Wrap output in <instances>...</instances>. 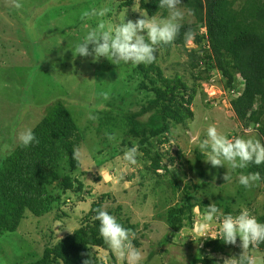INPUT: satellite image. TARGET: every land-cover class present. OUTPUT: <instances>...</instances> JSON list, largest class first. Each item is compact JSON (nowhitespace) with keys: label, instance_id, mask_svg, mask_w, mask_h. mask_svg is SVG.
<instances>
[{"label":"rangeland","instance_id":"obj_1","mask_svg":"<svg viewBox=\"0 0 264 264\" xmlns=\"http://www.w3.org/2000/svg\"><path fill=\"white\" fill-rule=\"evenodd\" d=\"M121 2L123 0H22L23 7L16 9L13 0H0V160L19 144L18 133L33 129L42 119L45 108L54 101L66 103L77 127L84 132L77 157L81 167L74 174L84 184L83 192L79 196H62L63 203L53 214L41 218L26 214L16 232L0 235V264L37 261L45 246L80 226L90 204L103 194L110 195L104 203L106 209L120 207L121 217H129L130 224H137V231L145 235L134 243L138 242L137 247L145 252L144 264H188L190 255L205 257L203 242L218 235L216 227L199 230L203 215L198 207L193 210L191 224L178 234L171 233L165 215L178 199L160 190L150 193L152 181L141 177L146 163L140 152L137 166L126 165L119 152L129 146H121L122 141H126L121 128L108 129L107 126L106 130L98 132L103 111L108 110V100L103 99L101 93H109V98H114V107L126 110L133 105L130 99L139 104H134L132 111L139 110L143 100L132 90L129 92L132 97H127L124 91L112 94L111 91L120 90L118 81L126 73H121L107 58L74 55L71 48L74 49L97 23L96 18L82 19L84 11L107 6L110 12L105 20L113 25L124 19L142 18L137 3L129 9H121ZM186 20H191L190 15ZM88 21L94 26H89ZM195 49L193 42H187L185 50L173 49L167 57L159 52L163 57L160 65L164 74L178 73L189 80L187 55ZM229 100L221 76L214 73L210 82L201 84L196 93L191 106L193 119L185 126L172 129L168 143L161 146V151L167 152L163 162L166 161L168 167L169 159L173 158L171 164H175L174 171L182 180L180 188L190 182L204 193L215 195L216 200H210L209 204L219 203L222 211L227 206L261 215L264 213L262 186L256 184L245 189L237 182L238 170L231 173V181L226 182L223 177L227 168L212 167L198 148L207 127L213 124L231 137L257 138L253 130H242ZM108 135L114 139L109 140ZM196 153L203 155L200 162ZM238 189H242L241 196L237 194ZM247 248L240 240L229 246L226 255L207 256L223 264H237L242 256L251 259L252 264H264V253ZM91 252L99 264H111L110 254L116 264H125L111 250L92 249Z\"/></svg>","mask_w":264,"mask_h":264},{"label":"trees","instance_id":"obj_2","mask_svg":"<svg viewBox=\"0 0 264 264\" xmlns=\"http://www.w3.org/2000/svg\"><path fill=\"white\" fill-rule=\"evenodd\" d=\"M135 3L140 11H146L149 16L167 14L159 9V0H123L120 8L129 9ZM182 3L184 8L191 10V20H186L171 45L159 46L155 62L148 65H116L126 75L118 81L120 90L111 93L124 91L127 97H132L129 94L132 90L142 97L139 110L130 109L134 104L139 105L133 98L130 99L133 105L126 110L114 107V98L110 96L107 99L108 110L103 111L105 114L98 128V132L106 130L107 126L108 129L121 128L126 139L121 146L138 145L146 163L144 175L147 178L144 175L141 177L152 181L150 193L160 190L162 194L178 199L165 215V223L173 234L180 233L192 223L195 207L203 215L210 200H216L215 195L204 193L195 183L188 182L180 188L182 180L175 171L167 169L163 162L167 152L160 149L168 143L172 129L185 126L193 119L191 106L201 84L209 83L214 73L220 75L236 121L242 130H253L264 143V0H182ZM88 25L94 26L89 21ZM188 29L194 33L192 42L196 46L187 55L189 80L178 73L165 75L160 62L173 49L185 50L184 32ZM159 52L165 55L162 57ZM32 130L38 143L28 147L19 143L0 160V235L16 232L26 214L41 218L55 213V209L59 210L63 203L62 196H79L84 190L82 181L74 176L81 163L73 156L74 150H79L83 143L84 132L77 127L66 103L59 100L49 104ZM196 155L200 162L203 155ZM173 161V158L169 159L170 164ZM249 172H259L264 177V164H249L245 169H238L237 174ZM257 184L262 186L264 194V179ZM237 192L241 196L242 189ZM109 197V194H103L96 198L80 226L71 234L50 242L40 258L31 264H83L92 249L109 251L100 236L99 221L95 219L94 211L96 208L106 209L104 203ZM215 203L221 208L219 203ZM106 210L116 215L134 233L133 243L145 238L137 231V224H130L127 216L121 217L120 207ZM223 212L238 214L239 210L225 206ZM254 215L264 222V213L259 215L255 211ZM236 242L240 239L237 238ZM164 243L167 241L164 240ZM232 244L225 243L218 232V235L203 242L202 249L207 252L205 257L190 255L188 264H223L208 256L226 255ZM247 249L264 253V242L249 245ZM110 263L116 264L112 254ZM94 264H99L96 258Z\"/></svg>","mask_w":264,"mask_h":264},{"label":"clouds","instance_id":"obj_3","mask_svg":"<svg viewBox=\"0 0 264 264\" xmlns=\"http://www.w3.org/2000/svg\"><path fill=\"white\" fill-rule=\"evenodd\" d=\"M14 7L21 9L22 0H13ZM182 0H159L158 7L166 11V15L149 16L147 12H140L142 18L122 20L117 24H110L105 17L110 12L107 6L93 8L82 13V19L96 18L95 27L90 28L82 40L71 48L74 55L82 57L93 56L107 58L113 64H152L155 62L160 45H171L181 29L184 28L186 17L191 14L190 9L183 7ZM185 41L191 43L194 33L191 29L184 32ZM103 99L109 98V93H101ZM173 134H176L175 131ZM19 143L28 147L38 143L32 128L24 129L18 133ZM108 139L114 137L108 135ZM198 148L206 155L205 162L212 167L224 166L227 174L223 177L226 182L231 181V173L238 169H245L249 164H264V143L255 137L234 136L218 131L217 127L209 125L206 136L202 139ZM80 155L74 150L73 156ZM139 149L137 144L123 150L122 159L129 166H137L139 163ZM166 162V161H165ZM164 162V164H165ZM175 164H169L167 169L174 171ZM259 172L239 174L237 182L245 189H249L260 182ZM95 219L99 221V233L104 243L125 264H144L145 252L133 243L134 233L118 219V217L104 208H96ZM218 228L225 243H235L237 238L243 242V247L259 245L264 242V222L252 214L248 209H241L238 214L225 213L216 203L206 207L201 221L200 231L209 227ZM95 255L87 254L83 264H94ZM237 264H252L251 259L242 256Z\"/></svg>","mask_w":264,"mask_h":264}]
</instances>
